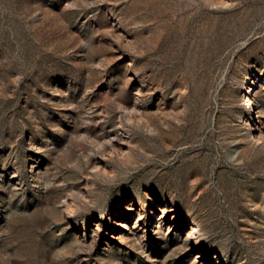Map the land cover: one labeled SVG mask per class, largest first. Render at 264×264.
Returning a JSON list of instances; mask_svg holds the SVG:
<instances>
[{
    "label": "rangeland",
    "instance_id": "rangeland-1",
    "mask_svg": "<svg viewBox=\"0 0 264 264\" xmlns=\"http://www.w3.org/2000/svg\"><path fill=\"white\" fill-rule=\"evenodd\" d=\"M0 264H264V0H0Z\"/></svg>",
    "mask_w": 264,
    "mask_h": 264
}]
</instances>
